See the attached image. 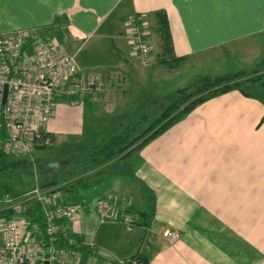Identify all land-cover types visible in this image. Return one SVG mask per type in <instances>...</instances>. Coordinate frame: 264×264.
<instances>
[{
	"label": "crops",
	"instance_id": "crops-1",
	"mask_svg": "<svg viewBox=\"0 0 264 264\" xmlns=\"http://www.w3.org/2000/svg\"><path fill=\"white\" fill-rule=\"evenodd\" d=\"M156 10L167 19L173 56L168 62L155 57ZM135 15L151 47L147 63H139L127 41L126 25ZM20 29H33L74 52L82 73L121 71L123 86L106 87L95 99L67 100L118 107L174 67L205 75L249 72L224 67L258 64L252 61L264 53V0H0V34ZM247 83L264 89L258 81ZM156 94L159 99L139 107L156 108L169 93ZM53 129L45 128L47 137ZM97 170L98 183L62 195L65 202L88 205L60 222L81 240L74 256L83 264H128L135 254L144 264H264L263 98L242 89L210 97L136 152ZM69 179L72 172L60 183ZM110 195L130 199L135 219L129 230L98 222L91 206ZM142 211L150 216L143 219ZM168 231L176 233L172 241L163 236Z\"/></svg>",
	"mask_w": 264,
	"mask_h": 264
},
{
	"label": "built area",
	"instance_id": "built-area-1",
	"mask_svg": "<svg viewBox=\"0 0 264 264\" xmlns=\"http://www.w3.org/2000/svg\"><path fill=\"white\" fill-rule=\"evenodd\" d=\"M126 26L131 51L149 62L151 47L144 23L135 15ZM74 57V52L60 49L33 29L0 34L1 152L29 156L34 147L46 144L44 125L57 97L95 99L104 88L125 84L119 70L82 73ZM31 202L39 205L42 224L26 217ZM129 206V198L110 195L95 199L91 208L99 223L117 222L129 230L133 217L124 211ZM87 208L80 202L63 201L54 186L34 184L18 196L0 193V211L5 214L0 216V264H83L74 250L59 244L61 235L67 234L60 222ZM163 236L172 241L176 233L168 231ZM65 240L73 242L71 237Z\"/></svg>",
	"mask_w": 264,
	"mask_h": 264
},
{
	"label": "trees",
	"instance_id": "trees-1",
	"mask_svg": "<svg viewBox=\"0 0 264 264\" xmlns=\"http://www.w3.org/2000/svg\"><path fill=\"white\" fill-rule=\"evenodd\" d=\"M153 16V31L157 37L158 45L155 57L157 61L168 62L173 56L167 19L162 10L154 11ZM176 62L174 63L176 64ZM263 75L264 63L258 64L257 67L249 72L238 70L212 77H202L190 87L177 89L164 96L162 99L166 101V104L157 112L152 109L148 110L147 107H139L124 121L114 126L105 138L100 139L95 144L82 149L78 154L69 158L68 164L72 169V179L63 183L51 181L42 186H54L61 195L87 189L99 182V179L94 176L96 172H101L97 169L107 162L113 159L125 158L136 152L145 143L183 118L193 107L206 99L231 89L241 91V82L259 81ZM262 85L264 86V82H262ZM65 99L69 100L70 98L65 97ZM47 134L46 132L45 135ZM7 157L8 153L0 151V175H2L1 170L8 166ZM2 192H6V187L0 186V193ZM124 211L133 214L131 207H125ZM25 213L28 220L42 224V217L37 203L31 202ZM1 215L5 214L0 211ZM138 215L144 219L149 217L150 213L142 211ZM68 237H71L73 242L68 243L65 240ZM61 238L59 240L60 245L71 248L74 251L82 249L81 240L69 233L64 237L61 235ZM144 263L145 258L135 254L131 256V261L128 264Z\"/></svg>",
	"mask_w": 264,
	"mask_h": 264
},
{
	"label": "rangeland",
	"instance_id": "rangeland-1",
	"mask_svg": "<svg viewBox=\"0 0 264 264\" xmlns=\"http://www.w3.org/2000/svg\"><path fill=\"white\" fill-rule=\"evenodd\" d=\"M74 58L77 63L78 57ZM262 58H264V53L262 55L257 53L252 62H258L259 64ZM230 60L236 62L234 56H231ZM139 63L144 62L139 60ZM258 64H242L239 62L232 66L227 64L224 68L227 71H235L236 67L251 70L257 67ZM185 70H182L181 67L172 68L167 71L166 78L151 81L147 89L133 93L128 97L129 103L118 107L111 104L110 107L104 108L101 103L88 106L83 101L72 104L65 99H56L52 110L53 115L44 125L50 132L53 127L54 135L47 137L46 144L34 147L29 156L8 154V166L1 170L0 186L6 187L8 194L18 196L31 189L34 184L42 186L51 181L65 179L68 172H72L68 164L69 158L105 138L119 120L123 119L124 121L143 102L157 100L156 92L158 90L168 89V93H171L177 89L190 87L202 77L216 76L215 74L205 75L202 69L196 72ZM262 82H264V75L258 81V84L260 85ZM240 88L264 99V89L252 87L247 82H241ZM159 101L160 106L155 103L156 108L147 106L149 107L148 110L161 109L166 104L163 99Z\"/></svg>",
	"mask_w": 264,
	"mask_h": 264
}]
</instances>
